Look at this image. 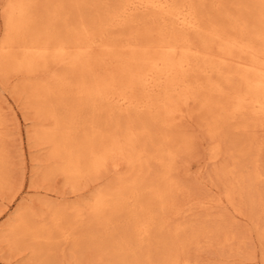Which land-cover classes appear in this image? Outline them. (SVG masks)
Segmentation results:
<instances>
[{
  "label": "rangeland",
  "instance_id": "374dc122",
  "mask_svg": "<svg viewBox=\"0 0 264 264\" xmlns=\"http://www.w3.org/2000/svg\"><path fill=\"white\" fill-rule=\"evenodd\" d=\"M127 1L0 0V45L13 34L5 23L10 3H21L26 9L25 36L18 34L20 42L14 51L33 39L41 42L50 35L52 41L66 38L81 23L96 33L98 27H104L107 38L123 42L139 33L157 35L161 20L144 12L123 24L106 25ZM174 3L201 17L206 29L189 33L201 51L207 48L212 55L219 53L225 39L239 34L237 25L244 27L246 41L264 48L262 33L257 34L262 29L261 0ZM213 26L223 40L212 36ZM94 52L92 57L101 54ZM104 56L107 63L117 64L111 55ZM216 60L204 63L197 58L186 76L187 82L199 89V97L211 104L200 107L192 102L185 108L187 118L176 119L171 127L154 120L145 108L110 109V104L96 106L71 93L50 98V112L40 113L33 86L48 75L43 70L29 74L11 64L3 68L0 62V264H264V119L230 110L228 96L244 87L242 67L220 63L219 55ZM61 66L51 62L48 67L67 74L73 83L85 75L91 81L105 69L93 66L82 74L77 68ZM206 68L210 70L206 72ZM211 84L219 89L212 90ZM129 123L138 127L135 144L142 149L139 192L129 193L122 206L111 204L94 211L93 198L116 173L83 174L73 180L59 169L64 159L52 154L53 144L44 137L53 134L61 142L68 139L69 146L77 150L93 130L122 131ZM213 128L216 134L211 136ZM169 131L175 141L164 147L178 149L170 163L176 184L167 196L171 203L164 204L154 198L153 191L164 183L159 176L164 161L159 156L162 137ZM22 218L35 227V235H23L26 223H20ZM174 258L178 260L172 262Z\"/></svg>",
  "mask_w": 264,
  "mask_h": 264
},
{
  "label": "bare ground",
  "instance_id": "6f19581e",
  "mask_svg": "<svg viewBox=\"0 0 264 264\" xmlns=\"http://www.w3.org/2000/svg\"><path fill=\"white\" fill-rule=\"evenodd\" d=\"M174 2L175 0H128L106 21L108 26L123 24L138 12H144L161 20L162 26H160L157 35H140L139 33L135 37L128 36L123 42L107 38L104 27H98L99 32L96 33V31H91L86 24L81 23L66 38L52 41L50 40V35L47 40L41 42L33 39L27 44H23L25 48H16V51L13 48L19 45L16 44L20 42L18 34L21 32L23 38L25 36L24 16L26 9L21 3H10L5 12V23L9 34L11 31L13 34L9 40L4 41L0 45V62L3 68L11 64L10 66L14 69H22L29 74L43 70V73L48 75L46 76L47 79L35 81L33 86L34 94L39 101L38 109L40 113L50 112L53 106L50 104V98L59 99L71 93L76 97L78 96V98L85 99L86 102L92 101L96 106L102 103L110 104V109L118 107L120 110L126 111L130 108H145L149 110L154 120L163 123L164 126L170 125L171 127L176 119L183 121L187 118L185 108L189 107L192 102H198L200 107L211 104L210 100L205 101L199 97V89H194V86L187 82L186 76L196 66L195 61L197 58H202L204 63H214L217 55H219L220 63H235L242 67L241 76L244 79V87L242 90H235L234 92L229 89L233 92L232 94L230 93L227 100V104H230V110L233 113L250 112L259 119H264V48H256L255 45L246 41L243 33L244 27L240 28L237 25L234 27L239 30V34L225 39L219 45V53L212 55V52L207 50V48L205 51H201L192 41L189 34L196 31L201 33L206 29L200 20L201 17L198 18L189 8L175 7ZM261 3L263 6L261 12L263 15L261 21L262 29H258L257 34L260 35L262 33L260 38L264 40V0H261ZM78 11L80 10L78 9ZM211 33L212 36L223 40L221 32L216 27L213 26ZM94 51L103 54L92 57L95 53ZM105 54L111 55L117 64L112 66L111 63H107L106 58H104ZM88 56H91L90 59ZM51 62H58L62 66H68L70 70L77 68L82 71V74H84L83 72L86 69L91 67L93 69V66H104L105 69L101 76L99 75L91 81L86 80L85 75V77L79 78L78 82L73 83V81L68 79L67 74H57L52 71L48 67ZM209 70L206 68V72ZM52 80L54 81L53 84ZM211 85L212 90L219 89V87L215 88L213 84ZM2 123L3 111L0 107V126ZM221 125L223 126V124ZM137 129L138 127L135 124L129 123L122 131L107 130L105 132L93 130L92 133L87 134L85 140L82 141V145L80 144L81 146L79 145L80 148H77V150L69 146L68 139L61 142L53 134H48L44 139L53 144L52 154L60 155L64 159L63 165L59 169L73 180L83 177V174L97 175L101 173L104 176L103 173L111 170L116 173L115 179L104 188H101L93 198V210L99 211L109 205L111 206V204L114 207L123 204L129 193L136 195L139 192L138 184L142 178L143 159L142 149H138L135 144L136 136L139 134ZM170 133L171 131L168 134L164 133L162 137L163 145L159 156V159L164 161V163L162 162L164 170L159 174L160 179L164 183L157 184L153 191L154 198L161 200L164 204L171 203L167 200V196L175 188L176 184L170 174V163H172L171 160L178 149L171 146L169 148L164 147L165 144L171 145L175 141L173 134L171 135ZM210 134L211 136L216 134L214 128L210 130ZM69 136L70 133L66 131V138H69ZM181 138L176 141V144H178L177 142L180 143ZM234 141H237V138ZM110 201L114 202L110 203ZM22 222L26 223L23 227V235L32 234L35 231V227L28 224L25 218L21 219L20 223ZM18 224L15 225L17 226ZM177 260L178 258H174L171 261L175 262Z\"/></svg>",
  "mask_w": 264,
  "mask_h": 264
}]
</instances>
